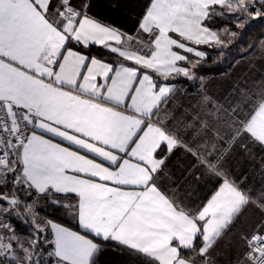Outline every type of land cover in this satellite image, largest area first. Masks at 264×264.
<instances>
[{"label":"snow or ice","instance_id":"snow-or-ice-1","mask_svg":"<svg viewBox=\"0 0 264 264\" xmlns=\"http://www.w3.org/2000/svg\"><path fill=\"white\" fill-rule=\"evenodd\" d=\"M257 21L264 0H0V264H264V159L233 172L264 152V81L199 75Z\"/></svg>","mask_w":264,"mask_h":264},{"label":"trees","instance_id":"trees-1","mask_svg":"<svg viewBox=\"0 0 264 264\" xmlns=\"http://www.w3.org/2000/svg\"><path fill=\"white\" fill-rule=\"evenodd\" d=\"M141 3H143V0H141ZM134 17L135 13L125 23L131 26ZM226 22L225 20H217L215 27L222 28ZM233 31H240L241 34L233 38L231 44L222 51L212 47L201 46L207 52V60L203 64L202 70H199V75L203 77H218L232 70V67L236 63L244 61L246 68L242 71L252 73L257 77L256 80L260 84L261 81H264V46L259 51L255 47L258 45V41L264 40V23L257 21L243 30L233 28ZM99 51V47L94 48L93 55H96ZM185 86L187 87V85ZM192 92L189 93L191 95L180 97L178 102L185 106L186 104L195 103V97L192 95ZM39 212L43 215L54 217L58 222L75 228L71 215L64 210H54L51 207L43 206L39 209ZM18 229L25 233L28 231V228L24 224H19ZM128 264H132L131 259H129Z\"/></svg>","mask_w":264,"mask_h":264},{"label":"crops","instance_id":"crops-1","mask_svg":"<svg viewBox=\"0 0 264 264\" xmlns=\"http://www.w3.org/2000/svg\"><path fill=\"white\" fill-rule=\"evenodd\" d=\"M245 65L246 64H244V61H241L236 63L234 67H232V70L225 74H222L218 77H204V83L206 85L207 92L220 96L225 94L231 88L234 82H243L245 80H247L250 87L258 85L259 82L256 80L257 77H255L252 73L242 71L244 68H246ZM198 91H200V89L193 90L192 95L195 97ZM253 152L256 154V158L254 160L243 154L237 156L233 162V172L236 175H240V173L243 172L248 174L250 179L258 181L259 176L255 175V173L259 171L261 161L264 159V152H261L258 148H254ZM186 166L187 161L178 156L173 159L170 168L173 171L175 177L180 179L183 169ZM210 187L211 186H209V188ZM209 188H205L203 185L197 188L193 185L191 186L190 195L193 196V199L196 197H202L207 194Z\"/></svg>","mask_w":264,"mask_h":264},{"label":"rangeland","instance_id":"rangeland-1","mask_svg":"<svg viewBox=\"0 0 264 264\" xmlns=\"http://www.w3.org/2000/svg\"><path fill=\"white\" fill-rule=\"evenodd\" d=\"M224 39L227 41V40H228V37L225 36ZM230 44H231V43H230ZM263 46H264V41L262 40V41H260V42L258 41V45H257L256 47H255V46H254V47L257 48L258 51H259V50L263 49ZM259 47H260V48H259ZM226 48H227V47H226ZM258 54H259V53H258ZM42 207H43V206H42Z\"/></svg>","mask_w":264,"mask_h":264}]
</instances>
